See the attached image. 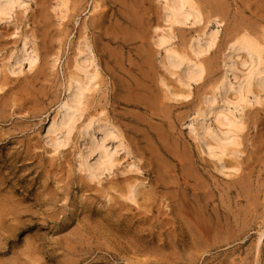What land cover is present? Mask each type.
Wrapping results in <instances>:
<instances>
[{
    "label": "rangeland",
    "instance_id": "374dc122",
    "mask_svg": "<svg viewBox=\"0 0 264 264\" xmlns=\"http://www.w3.org/2000/svg\"><path fill=\"white\" fill-rule=\"evenodd\" d=\"M22 1L23 5H16L10 16L0 19V85L4 86L0 91V264H153L158 235H161L164 244L162 253L165 259L162 262L174 264L175 244L182 250L191 243L182 237L175 242L170 238L168 227L163 226L172 217L176 219L178 228L185 225L184 217L177 211L172 212L170 206L172 180L179 179L180 186L186 181L194 186L200 173L187 170L183 174L180 171L181 155L175 157L170 153V142L172 139L180 141L177 142L180 150L188 149L195 163L203 161L204 155L188 124L194 119L196 108L202 104L204 92L209 90L208 82L223 74L225 42L230 33L229 19L237 17L251 26L256 25L258 29L261 26L264 28V0H221L229 5L228 16H225L229 19L211 24L210 31L217 32L216 44L202 58L219 61L215 63V74L206 72L187 87L181 86L178 71L175 74L169 71L164 51L153 42L151 44L154 40L150 39L145 48L151 52L153 64L143 71L148 75L150 72L156 82L146 84L151 87V94L137 88L141 85L139 70L142 61L136 52L142 48L140 38L135 40L134 34L125 36L124 32L114 27V23L109 22L105 30L108 38L118 35V38L115 37L118 41L116 39L114 43L104 41L101 44L87 31L86 38L93 46L94 63L90 70L96 72L94 85L86 93L82 120L76 125L68 143L59 148L50 143L56 133L50 134L47 129L57 118L65 97L64 86L73 71L76 45L84 35L82 23L98 12L93 14L91 11L92 0L89 4L70 0V11L65 19L60 20L51 9L57 0L44 4L43 0ZM153 5L159 12L160 4L155 2ZM101 8L108 10L107 6ZM43 9L51 25L47 32L40 19ZM152 24L157 27L151 29L145 26L148 35L168 32L161 27L159 13ZM203 25L175 26L171 31L175 47L180 48L186 38L198 35L195 31ZM24 40L35 50L37 60L31 65L23 61L22 65L16 66L9 58L12 52H18L22 45L20 42ZM132 50L133 53L130 52ZM133 78L137 80L134 82ZM2 79L6 81L5 85ZM162 79L167 87L161 85ZM259 91L254 88L258 103L240 108L237 112L245 122L238 156L231 155L232 148L229 147L225 156L227 164L237 161L244 168L253 164L254 173L249 182L250 192L246 191L248 197L233 193L228 200L225 195L227 205L230 203L232 208L243 210L248 199L257 198L251 207V215H248L250 218H247L251 224L249 234L244 241L233 246L246 243L247 247H255L260 229L264 230V92ZM170 92H185L189 97L169 99ZM155 96L157 105L164 103L163 110L170 112L167 115L172 117L168 121L175 127L173 131L168 126L169 122L161 117L165 112L151 115L153 111L147 106ZM228 99L234 100V94L230 93ZM99 114L118 128L124 147L115 155L112 169L91 181L79 170V127L89 115ZM161 120L167 123L163 124ZM158 135L161 138L164 136L166 142H162ZM255 157L256 160L253 159ZM207 159H210L214 182L220 189L239 178L232 171L218 172L214 160ZM132 184H136L140 191V204L137 206L121 197L122 192ZM179 192L181 199L183 189ZM217 198L218 194L212 202L221 203L222 199ZM262 241L264 249V237ZM233 246L213 251L205 248L207 252L199 264H203L206 257L211 258ZM250 264H254L252 259Z\"/></svg>",
    "mask_w": 264,
    "mask_h": 264
},
{
    "label": "bare ground",
    "instance_id": "6f19581e",
    "mask_svg": "<svg viewBox=\"0 0 264 264\" xmlns=\"http://www.w3.org/2000/svg\"><path fill=\"white\" fill-rule=\"evenodd\" d=\"M49 1L50 0H43V4ZM69 1L70 0H57L56 3L51 6V9H54L60 20L65 19L66 14L70 11ZM75 1L81 4L85 2L89 4L91 0ZM155 2L160 4V9L158 8L159 12H156L154 8L153 4ZM223 2L224 1L221 2V0H92L91 11L93 14L96 12L98 13L89 21L85 20L82 23L84 35L76 45V54L72 66L73 71L67 77L64 86L65 97L60 105L57 118L53 120L52 124L47 129L48 133H56L57 135L50 140L51 145L59 148L68 143L73 130L84 115L86 93L89 92L94 85V75L96 72L90 70V67H92L94 63L92 57L93 46L86 38L87 31L92 34L91 36L95 37L94 40H97V42L99 41L101 44L104 41L114 43L118 35H113L117 38L107 37L108 34H106L105 26L109 22V24L114 23V27L124 32L125 36L134 34L135 40H139V38L142 40V43L140 42L142 48L140 47V49L136 51L138 53L137 56H139L142 61V64L140 63L142 67L140 68L141 70H139L141 83L138 82L141 85L137 87L140 88V90L151 94V89H149L150 86L146 84L148 82L156 83L150 72H148V75L143 71V69L146 70V68L150 69L152 66L151 64H153L151 63V58H153L151 52L149 49L145 48L150 39L154 40L151 41V44L153 42V45H156L164 51V60L169 71L173 74L178 71L181 86L187 87L192 81L202 78L206 72L211 73V75L215 74V63L219 61H206L204 59L202 60V58H204L216 44L217 32L214 30L210 31L211 24H219V20H221L222 23L229 19L225 17L228 13L229 5ZM23 3L24 1L22 0H0V19L5 16H10L14 7L16 5L21 6ZM241 3L243 4V1ZM262 5L264 6V3ZM102 6H107L108 10H101ZM48 8H50V6ZM158 13L160 19H162L161 27L166 28L168 32L150 36L146 33L145 26L148 25L153 29L156 24L153 25L152 22ZM253 13H255V11ZM238 16H240V14ZM40 17L47 32L51 25L45 9H43ZM229 20H231L229 23L230 33L225 42L224 60L222 59L223 74L221 76L219 75V78L213 77V79L208 82L209 84H207V87H209V90L204 92L201 99L202 104L196 108L194 112L195 117L192 122L188 124L189 131L194 136L196 142H198V148H200L202 155H204L203 161L201 163H195L188 149L184 148L180 150L177 143L180 141H176L175 139H172L171 142L169 141L171 147L170 153L174 156L176 155L175 157H180L179 155H181L180 162L182 161V165L180 166V171L184 174L187 173V170H195V172L201 174V176L199 174L198 177H196L198 184L196 183L194 186H192L191 183L189 184L186 180H184L186 183L181 186L179 184V179V181L172 180L173 186L170 192V199L172 201L170 202V206L172 212L177 211L184 217L185 225L178 228L176 226V219L172 217L169 221H166L167 223L165 222L167 225L163 226L168 227L170 238L175 242L182 237L191 243L189 246H183L184 248L182 250L179 249L180 247L177 246V243L175 247L173 246L174 256L172 258H174V260H172L174 264H199L203 255L207 252L205 248L213 251L222 247L233 246L232 244L237 242H242L248 236L249 228L251 227V224H249L250 219L247 218H250L248 215H251V207L257 198L253 196L252 200H247L246 198V203L248 202V204L243 210L232 208L230 203L227 205L224 198H226L225 195H227L229 200V195L233 193L240 196H247L246 191H249V182L254 178L252 170L253 164L246 165L245 168L240 163H237V161L236 163L229 162L230 164H227L225 156L227 150H230L228 147L232 148L230 150L231 155L238 156L239 154L238 148L241 145L240 139L245 128V122L237 115V112L240 108L259 102L258 97L254 94V88H258L260 91L264 92V28L261 26L258 29L256 25L251 26L237 17H233V19L230 18ZM201 23L204 25L195 31L198 35H192L188 39L186 38L180 48L175 47L171 32L175 26H196ZM256 24L258 23L256 22ZM20 44L18 52H12L9 59L13 60L16 66L22 65L23 61H27L30 65L33 64L37 60L35 50L30 46L27 40H24L22 43L20 42ZM130 52L133 53V50ZM240 58L242 60L238 64ZM131 70L135 71V69ZM130 76L132 75H130L129 72L128 77ZM135 80L137 79H134V82ZM2 81L3 79L1 82ZM2 83L5 85L6 81ZM160 83L165 87L168 85L163 79L160 80ZM2 87L4 86L1 84L0 91ZM230 93L234 94V100L228 99ZM168 95L169 99L189 97V94L185 92H170ZM155 100L156 96L153 97L152 100H149L150 103L148 102L149 105L147 107L153 111L151 115H161L162 112H165V114H163L164 116L161 115L162 119L168 121V118H170V120H172V117L167 115L170 114V112L166 113L167 111L162 108L164 103L162 105L160 103V106H158ZM231 105H234L233 110L231 109ZM158 108L160 111H158ZM101 117L102 114L98 116L89 115L85 122L79 127V170L84 172L91 181L99 179L104 173L112 169V162L115 155L124 147L118 128L109 123L107 119L104 120ZM163 120H161V122L166 124L167 122L165 121L164 123ZM162 123L160 125H162ZM185 123L186 122H184V124ZM168 124H170L168 126L173 131L175 128L173 124L171 122ZM159 137L162 142H166L163 139L164 136L161 138V136L158 135V138ZM207 157L214 160V163H216L215 168L218 172L225 173L227 170L232 171L233 174L239 178L233 181L231 185L229 184L230 186L228 185V187L220 189L219 185L214 182L215 179L211 169L213 166L211 167L209 163L210 159H207ZM253 159L256 160V157ZM260 175L261 174L258 176ZM256 181L257 180H255V182ZM208 188H210L209 192L202 193L204 189ZM138 189L136 184H132L128 186L125 192H122L121 197L137 206L140 195ZM180 189H183V196L181 199H179ZM217 194L219 195L217 199H222V202L215 204L212 200ZM123 205L125 204L123 203ZM237 206H239V202L236 204V207ZM137 216L139 217V215ZM160 237L161 235L156 237V245L153 251L155 261L153 264H166L162 262V260L165 259V257L163 258L164 253H162L164 244H162L163 239ZM263 237L264 230L262 231L260 229L255 247L252 245H248L249 247H247L246 243L236 244L226 251L217 252L218 254L211 258L206 257L203 264H250L251 259L254 264H264V249L262 247ZM167 263L170 262L168 261Z\"/></svg>",
    "mask_w": 264,
    "mask_h": 264
}]
</instances>
